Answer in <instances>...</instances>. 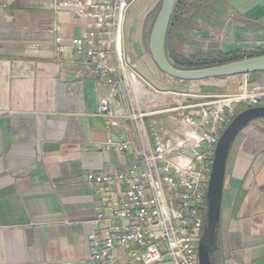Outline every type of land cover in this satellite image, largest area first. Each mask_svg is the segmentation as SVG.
I'll list each match as a JSON object with an SVG mask.
<instances>
[{
    "label": "crops",
    "instance_id": "1",
    "mask_svg": "<svg viewBox=\"0 0 264 264\" xmlns=\"http://www.w3.org/2000/svg\"><path fill=\"white\" fill-rule=\"evenodd\" d=\"M54 1L0 0V264H98L89 260L87 240L98 203L84 176L128 170L147 144L150 124L166 125L173 116L147 115L141 128L129 121L108 128L97 116L101 98L110 96L112 109L150 110L179 100L169 93L224 95L243 82L242 76L173 82L153 70L161 84L155 85L139 66V60L154 64L149 52L127 40L124 19L123 54L142 79L131 81V103L86 70L70 44L85 23L55 12ZM54 22L64 37L58 58L47 32ZM166 52L169 59L264 55V0H185L169 27ZM247 85L264 89V73L248 75ZM120 137L131 141L127 152L104 149ZM219 237L222 264H264L262 121L244 128L231 147Z\"/></svg>",
    "mask_w": 264,
    "mask_h": 264
},
{
    "label": "built area",
    "instance_id": "2",
    "mask_svg": "<svg viewBox=\"0 0 264 264\" xmlns=\"http://www.w3.org/2000/svg\"><path fill=\"white\" fill-rule=\"evenodd\" d=\"M136 0H55L51 8L83 20L85 29L70 38L74 53L91 75L105 78L113 95L135 102L131 81L142 79L130 68L122 48L127 10ZM54 57L65 52L62 27L47 29ZM120 43V45H119ZM233 93L191 96L172 93V106L112 109L109 97L98 102L97 116L108 128L129 121L141 128L147 115L172 113L166 125L150 124L147 144L124 172L86 174L98 203L87 240L89 260L98 264H199L198 243L205 219L206 194L219 137L240 106H264V89L249 87L242 75ZM112 95V94H111ZM174 99V98H172ZM129 139L107 142L104 149L125 153Z\"/></svg>",
    "mask_w": 264,
    "mask_h": 264
},
{
    "label": "water",
    "instance_id": "3",
    "mask_svg": "<svg viewBox=\"0 0 264 264\" xmlns=\"http://www.w3.org/2000/svg\"><path fill=\"white\" fill-rule=\"evenodd\" d=\"M175 1L162 0L148 36V52L160 73L181 82L264 73V55L193 69L175 66L166 52V39ZM254 121L264 122V106L247 108L237 113L218 139L206 194L202 235L197 249L199 264H213L210 253L217 250L215 240L219 239L227 159L238 134Z\"/></svg>",
    "mask_w": 264,
    "mask_h": 264
},
{
    "label": "rangeland",
    "instance_id": "4",
    "mask_svg": "<svg viewBox=\"0 0 264 264\" xmlns=\"http://www.w3.org/2000/svg\"><path fill=\"white\" fill-rule=\"evenodd\" d=\"M162 0H159L158 4L156 5L155 9H153L150 13H146V10L152 8L154 0H137L135 1L127 10L125 15V31H126V38L127 40L132 43L134 47L142 48V52L148 53V36L151 29V26L154 22V19L159 11L160 5ZM139 39L142 41H139ZM138 41L140 43H138ZM142 45V46H141ZM137 53V52H136ZM207 55H203L202 60L205 64L211 63V59L206 58ZM171 62L175 65L174 61L170 57ZM208 60V61H206ZM221 59H214V62H219ZM149 61V60H148ZM147 60H139V66L142 68V72L150 76V79L155 85L160 86L161 84L158 83L157 79L152 77V71H156V73H160L157 67L154 66ZM134 63L136 61L134 60ZM224 64V63H222ZM163 79L167 81L176 82V80L171 79L161 73ZM220 239V237H219ZM220 246V240H219ZM221 251V250H220ZM219 264H222L220 262Z\"/></svg>",
    "mask_w": 264,
    "mask_h": 264
},
{
    "label": "trees",
    "instance_id": "5",
    "mask_svg": "<svg viewBox=\"0 0 264 264\" xmlns=\"http://www.w3.org/2000/svg\"><path fill=\"white\" fill-rule=\"evenodd\" d=\"M184 3H185V0H176L175 1L174 10H173V14L171 17V22H172L173 18L175 17V15L182 10ZM171 22H170V25H171ZM171 58L174 61L175 66L180 67V68H185V69H193V68L213 66V65L228 63V62H232V61H236V60L240 59L239 57H235V56L222 57L219 62H214V59L210 60L209 58H207L211 61V63L205 64L204 61L202 60V57H200V56H196V57H192V58H188V59H180V58H176L174 56H172ZM206 61H208V60H206ZM245 109H246L245 106H240L237 109V113H239L240 111H243Z\"/></svg>",
    "mask_w": 264,
    "mask_h": 264
},
{
    "label": "flooded vegetation",
    "instance_id": "6",
    "mask_svg": "<svg viewBox=\"0 0 264 264\" xmlns=\"http://www.w3.org/2000/svg\"><path fill=\"white\" fill-rule=\"evenodd\" d=\"M217 250L213 251L210 253V258L213 264H219L221 262V251H220V246H219V239L216 238L215 240Z\"/></svg>",
    "mask_w": 264,
    "mask_h": 264
}]
</instances>
